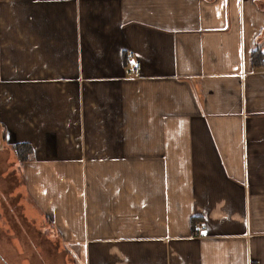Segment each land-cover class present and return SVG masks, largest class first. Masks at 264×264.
Here are the masks:
<instances>
[{"label": "crops", "instance_id": "0c3cea01", "mask_svg": "<svg viewBox=\"0 0 264 264\" xmlns=\"http://www.w3.org/2000/svg\"><path fill=\"white\" fill-rule=\"evenodd\" d=\"M254 50L264 0H0L10 264H264Z\"/></svg>", "mask_w": 264, "mask_h": 264}, {"label": "rangeland", "instance_id": "374dc122", "mask_svg": "<svg viewBox=\"0 0 264 264\" xmlns=\"http://www.w3.org/2000/svg\"><path fill=\"white\" fill-rule=\"evenodd\" d=\"M13 181V180H12ZM14 182V181H13ZM7 184V182H6ZM1 189H3V187H1ZM5 193V192H4ZM3 204V203H2ZM20 205V204H19ZM10 209V212L11 213H16L18 214V211L16 210V207L14 206V204L11 205V207L9 208ZM18 222H20L19 220V217H13L12 219V223L15 225L17 224ZM13 224H10L7 222V220H5L3 218V215H2V207L0 209V262L1 264H4V260L5 259V262L7 264H10L12 261L16 262L15 259H14V255L13 253L9 250V245L7 244V241H4V228H8L10 227L11 225ZM18 225V224H17ZM16 227V226H15ZM14 230V229H13ZM16 230V229H15ZM6 240H9L7 239L8 237H6ZM16 253H18L19 251L17 250H14ZM17 259V262L19 261V257H15ZM15 264V263H14Z\"/></svg>", "mask_w": 264, "mask_h": 264}, {"label": "trees", "instance_id": "16d2710c", "mask_svg": "<svg viewBox=\"0 0 264 264\" xmlns=\"http://www.w3.org/2000/svg\"><path fill=\"white\" fill-rule=\"evenodd\" d=\"M251 61H252L253 68L264 65L263 54H261L258 50H254L251 55ZM30 151H31L30 146L27 144L15 145V153L21 162H25L28 159V155L30 154ZM194 220L195 219L191 220V224L195 222Z\"/></svg>", "mask_w": 264, "mask_h": 264}, {"label": "built area", "instance_id": "2783aa9c", "mask_svg": "<svg viewBox=\"0 0 264 264\" xmlns=\"http://www.w3.org/2000/svg\"><path fill=\"white\" fill-rule=\"evenodd\" d=\"M123 62L125 74L128 77H135L139 70V63L130 54L124 56ZM193 227L197 229L199 225L194 224Z\"/></svg>", "mask_w": 264, "mask_h": 264}]
</instances>
